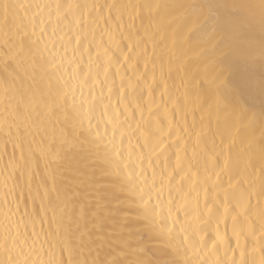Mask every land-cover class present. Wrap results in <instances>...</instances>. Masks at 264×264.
<instances>
[{
    "label": "snow or ice",
    "instance_id": "snow-or-ice-1",
    "mask_svg": "<svg viewBox=\"0 0 264 264\" xmlns=\"http://www.w3.org/2000/svg\"><path fill=\"white\" fill-rule=\"evenodd\" d=\"M0 264H264V0H0Z\"/></svg>",
    "mask_w": 264,
    "mask_h": 264
},
{
    "label": "bare ground",
    "instance_id": "bare-ground-1",
    "mask_svg": "<svg viewBox=\"0 0 264 264\" xmlns=\"http://www.w3.org/2000/svg\"><path fill=\"white\" fill-rule=\"evenodd\" d=\"M0 71H2V68H0ZM0 163H2V162H0Z\"/></svg>",
    "mask_w": 264,
    "mask_h": 264
}]
</instances>
